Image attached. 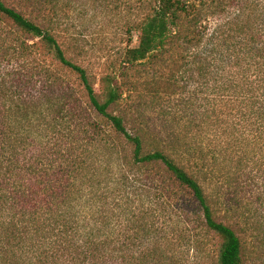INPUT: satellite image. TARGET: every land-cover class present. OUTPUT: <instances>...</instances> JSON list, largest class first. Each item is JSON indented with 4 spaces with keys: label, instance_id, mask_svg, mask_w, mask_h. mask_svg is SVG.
Returning <instances> with one entry per match:
<instances>
[{
    "label": "trees",
    "instance_id": "trees-1",
    "mask_svg": "<svg viewBox=\"0 0 264 264\" xmlns=\"http://www.w3.org/2000/svg\"><path fill=\"white\" fill-rule=\"evenodd\" d=\"M102 1L138 35L97 91L53 33L77 0H0V264H208L209 237L212 264H247L264 225V0ZM138 66L182 130L137 122Z\"/></svg>",
    "mask_w": 264,
    "mask_h": 264
},
{
    "label": "rangeland",
    "instance_id": "rangeland-1",
    "mask_svg": "<svg viewBox=\"0 0 264 264\" xmlns=\"http://www.w3.org/2000/svg\"><path fill=\"white\" fill-rule=\"evenodd\" d=\"M84 1L86 0H77L76 5L73 8L65 11L62 18L61 31H59L58 28V30L53 31V33L63 46L67 57L81 64L88 70L89 74L96 82L95 89L98 91L99 85L97 80L99 75L122 67L120 65L122 52L126 46H135L137 44L138 31H125V23L128 14L123 6L114 8L111 4L102 0H91L90 3H84ZM23 12L29 16L27 11ZM132 13L135 14L131 15L132 19H134L137 11L133 9ZM221 23H224V20L219 16L209 17L204 22L207 27L206 31H217V29L220 28L219 26H221ZM128 32L131 34V39H129ZM144 68L147 69L149 73H152L149 66H145ZM60 73L65 74L64 71H61ZM129 75L137 86V91L132 94L137 122H141L142 120L147 124L149 123L152 127L156 126L157 128L158 126L162 128L176 126V128L182 130L184 128L183 123L185 120L182 121L181 124H177L171 121L172 119L169 118V115L167 116V119H163V109H161L160 105H164V98L159 100L161 103H159V105L156 102L158 95H153V93L149 95L148 93L147 89L155 91L158 88H160V91L162 92L164 85H162V83L160 85L156 83L150 84L153 80L150 83L148 81L145 83L147 77L142 66L133 67L129 72ZM65 77L69 80L74 79V76L68 73L65 74ZM120 79H122V77H120ZM168 91H170V88H168ZM181 93L184 94L183 96L185 97L189 94L186 89L185 93L183 90ZM162 95L170 100L173 97L169 94ZM198 95L199 99L204 97L203 94ZM199 101L202 102V108H198L201 113L203 111L204 99ZM184 112V114L188 115V109H185ZM188 137H192V140H196L197 142L202 141L203 148H205V146L209 148L205 149L210 150L215 149L216 147L212 135L204 133L201 130H197ZM212 164L210 165L211 167L214 165ZM232 165L234 164L228 158L227 160L216 162L214 168L216 170V175L219 178L214 177L213 180H211L210 189H212V191L214 190L217 192V189L220 188V186L223 187L221 177ZM243 225L245 224L243 223ZM258 231V239L254 238L256 234L252 238L250 237V232L246 233V247L249 250H247L249 253L247 254V264H264V225ZM210 255H215L214 239L212 237L208 238L207 249L200 253V259L198 260L212 264L213 261L210 259Z\"/></svg>",
    "mask_w": 264,
    "mask_h": 264
}]
</instances>
